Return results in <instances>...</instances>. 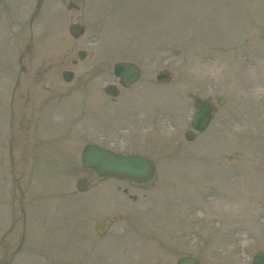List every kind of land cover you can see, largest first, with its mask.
I'll list each match as a JSON object with an SVG mask.
<instances>
[{"label": "rangeland", "instance_id": "374dc122", "mask_svg": "<svg viewBox=\"0 0 264 264\" xmlns=\"http://www.w3.org/2000/svg\"><path fill=\"white\" fill-rule=\"evenodd\" d=\"M118 61L143 74L113 99ZM195 97L224 104L190 142ZM87 143L149 155L157 175L100 179L82 166ZM261 251L264 0H0V264H251Z\"/></svg>", "mask_w": 264, "mask_h": 264}, {"label": "water", "instance_id": "95a60500", "mask_svg": "<svg viewBox=\"0 0 264 264\" xmlns=\"http://www.w3.org/2000/svg\"><path fill=\"white\" fill-rule=\"evenodd\" d=\"M73 7V5H70ZM72 35L79 37L83 33V28L72 26L70 28ZM81 58H84L85 53L79 54ZM115 75L121 77V82L125 86H130L135 83L140 76V70L136 65L132 63H118L115 65ZM66 81H71L73 78L72 72H65L64 76ZM165 76H158L159 81H163ZM106 92L111 95H118L117 88L110 87L106 89ZM200 104V111L195 116L193 121V127L197 131H204L209 125L213 112V104L209 101L195 100ZM219 104H223L222 100H219ZM189 140H193L195 134L189 132L186 134ZM82 163L87 168H94L100 176H115L120 178H127L139 183L147 182L151 180L155 173V166L152 161L143 157L136 156H121L111 151L86 145L82 153ZM77 188L80 191H84L85 184H78ZM106 228L100 230L97 229L99 234H104ZM178 264H199L196 258L187 257L179 260ZM254 264H264V252L256 256Z\"/></svg>", "mask_w": 264, "mask_h": 264}, {"label": "flooded vegetation", "instance_id": "af4514ba", "mask_svg": "<svg viewBox=\"0 0 264 264\" xmlns=\"http://www.w3.org/2000/svg\"><path fill=\"white\" fill-rule=\"evenodd\" d=\"M102 106H104V105H102ZM93 108L95 109V111H98L97 107H93ZM125 130H126V129H125ZM147 146H149V145H147ZM129 154H140V155H143L144 157H147V158L153 160V158H152L151 156H149V155H145V154L141 153L140 151H139L138 153H129ZM153 162L156 164L155 160H153ZM138 185H142V184H138ZM123 193H124V195H128V196H130V199H132V201H133V200H134V201L137 200V196L132 195V194H129V192H128L127 189H124ZM110 220H111V219L106 218L104 221L100 222L99 224H100V225H105V224L107 223V221H110ZM110 222H111L110 225L113 226V220H111Z\"/></svg>", "mask_w": 264, "mask_h": 264}]
</instances>
